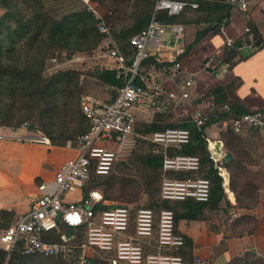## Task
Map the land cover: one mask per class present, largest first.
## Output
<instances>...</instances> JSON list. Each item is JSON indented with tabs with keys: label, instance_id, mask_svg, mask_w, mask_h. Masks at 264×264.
<instances>
[{
	"label": "built area",
	"instance_id": "2783aa9c",
	"mask_svg": "<svg viewBox=\"0 0 264 264\" xmlns=\"http://www.w3.org/2000/svg\"><path fill=\"white\" fill-rule=\"evenodd\" d=\"M91 13L95 27L103 35L102 46L113 66L107 69L123 73L124 84L111 88L115 92L112 101L79 98L82 115L89 122L87 132L74 139L77 155L64 163L51 180L36 186V194L28 211L16 222L0 231V250L8 256L16 252L24 256L43 258L60 257L70 264H183L182 257L173 254L183 245V237L175 232L174 214L169 209H161L155 223L153 211L140 208L131 217L128 207L115 206L101 209L106 205L100 190L87 189L91 174L106 176L111 169L129 159L138 140L159 147L154 154L162 155L160 199L162 201L206 202L209 199L210 183L207 179L175 180L168 178L167 171H198L200 162L196 156L170 155L169 149L179 150L192 141L187 129L167 128L164 131L142 134L135 130L136 117L133 107H141L154 114H169L177 106L191 98V90L196 87L194 75L181 79L180 64L175 62L170 76L173 88L156 81L141 72L143 61L149 51L158 53L169 43L174 46L184 35L181 24H163L157 19L159 12L167 17L179 15L186 7L196 9L199 0H154V7L146 28L130 38L132 53L129 64L116 48L102 14L88 0H81ZM230 7L241 11L248 8V0H222ZM166 35V36H165ZM227 41L226 45L231 46ZM176 54L180 50H175ZM175 61V56L170 57ZM219 60L209 59L207 68L214 69ZM218 113L224 117L218 116ZM200 137L206 143L208 158L213 169L223 179V187L228 193L229 175L223 166L222 144L207 136V122L217 133L232 131L235 134L245 129L264 128V109L253 110L234 116L229 105H222L215 114L196 110L189 116ZM0 126V140L35 142L49 144L40 133ZM219 142L221 153L215 146ZM67 142L66 146H70ZM80 192V197L69 201L68 195ZM132 222V231L130 225ZM154 225L156 234L153 235ZM83 227V231L79 229ZM60 238L59 241L51 240ZM210 260L193 259V264H210Z\"/></svg>",
	"mask_w": 264,
	"mask_h": 264
},
{
	"label": "trees",
	"instance_id": "16d2710c",
	"mask_svg": "<svg viewBox=\"0 0 264 264\" xmlns=\"http://www.w3.org/2000/svg\"><path fill=\"white\" fill-rule=\"evenodd\" d=\"M47 1L0 0V11L5 10L0 16V54L3 51H13L24 40L27 47L37 48L44 36L53 41L50 47L52 52L58 49L69 48V40L71 38L83 39L88 44L87 47L90 48H95L102 42L104 36L97 32L95 21L85 5L82 6L81 3L80 6L79 4L74 5L71 3L72 0H58L49 5L46 3ZM88 2L102 14L105 24L109 29L111 39L119 52L125 57L126 64L128 65L132 53L129 40L146 28L153 11L154 0H88ZM197 3L198 7L194 9L195 11L207 9L210 5L216 9L227 7V4L222 0H199ZM9 4L14 5L15 9L27 8L30 13H18L12 10ZM67 5L69 7L71 5L74 6H72L71 11L68 13H59L60 8ZM227 17L228 13L219 16L216 19L215 26H219ZM157 19L163 24L184 25L185 9L179 15L173 17H167L164 12H159ZM75 48L81 49L79 45H75ZM151 62H153L155 67L160 65L154 60ZM116 74L117 71L113 69L95 67L86 73L67 69L44 76L41 74L40 69L31 70L28 66H0V88H3L8 94L13 92L19 96L22 93L23 98H36L40 102L38 105L35 102L33 107L30 106L32 108L30 114H36L35 117L38 124L26 123L20 117L17 119L15 115L16 111H14V107L11 105L8 109H1L4 111L0 112V125H5V127L14 130L24 125L29 132L36 130L35 126L37 125L39 130L49 140L50 145L64 147L67 142L74 140L89 129V122L80 110V97L78 95L82 91L85 92L93 86H97L106 95L103 99L112 101L115 98V92L111 88H120L124 84L123 73L119 77H116ZM11 83H14L13 87L10 86ZM221 90L218 87L214 88L213 93L217 96V94L221 93ZM77 96L78 99L75 102ZM62 98L64 99L63 101ZM222 105L220 102L218 104L219 107L216 106L211 114L217 113V110ZM230 108L236 117L251 112L240 104H233ZM60 114H64L68 122L64 121L61 124L55 125L54 121L53 125H46L48 119L58 117ZM218 116L224 117L221 113H218ZM75 118L83 127L70 130L68 125H71ZM166 119H168V115L156 114L151 123L147 125H135V130L142 134L164 131L167 128L189 130L192 137L191 143L181 147L179 150L169 149V154L198 157L200 162L198 171H167L164 174L168 178L175 180L207 179L210 183L209 199L203 203L194 200L162 201L160 199V185L163 175L162 155L153 153V150L161 149L148 142L138 140L129 159L120 163L124 167H128V165L130 167L131 165V168L138 170L143 180V187L148 195L143 205L128 208L131 217L134 216V212L137 209H150L153 211L156 223L159 211L161 209H169L174 214L176 232V224L179 220L210 221L213 215H218L221 212L224 216L229 217L238 209L251 210L261 204L258 184L264 183V169H254L251 167L257 166L260 158L264 160V154L260 155L259 159L250 156L249 151L257 149V146L255 144L251 146L246 144L245 139L241 136L246 131L256 130L245 129L239 134H235L232 131L220 133L225 153L231 156L230 160L223 162V166L229 175L228 189L233 194L235 201V204L232 205L223 187L222 177L213 169L212 162L208 158L206 143L200 137L194 124L190 122L189 117H183L176 123H168ZM213 120L211 117V120L206 123L207 126L211 125ZM51 126L55 127L53 131L50 130ZM113 168L106 176H96L92 173L86 190L92 188L98 189L96 187L98 184H110L112 182L111 175ZM104 199L106 200V197ZM221 205L223 206L221 207ZM111 207H115V205L100 206L101 209ZM4 214V211H0V216ZM236 219L238 225L242 222V227L238 231H231V234L241 235L243 233H251L256 227V220L252 216L239 215ZM211 228L214 227L211 225ZM79 231L82 232L83 227ZM130 231H132V222ZM155 234L156 226L154 225L153 235ZM51 240L59 241L60 238L52 237ZM183 241V245L175 249L173 254L181 256L183 264H191V242L184 237ZM32 257L38 256H24L14 252L7 257L6 253L0 250V264H26L28 259ZM55 258L63 261L60 257L44 259ZM227 264H264V257H259L248 252L241 257L231 260Z\"/></svg>",
	"mask_w": 264,
	"mask_h": 264
},
{
	"label": "crops",
	"instance_id": "0c3cea01",
	"mask_svg": "<svg viewBox=\"0 0 264 264\" xmlns=\"http://www.w3.org/2000/svg\"><path fill=\"white\" fill-rule=\"evenodd\" d=\"M248 3L246 11L228 4L222 9L210 5L199 11L186 7L183 38L174 46L169 43L158 53L149 51L146 62L141 66L144 75L173 88L169 78L177 62L181 68L179 77L186 79L194 75L197 82L195 89L191 90L190 100L166 114V122L176 123L196 110L211 114L220 102L229 106L240 104L249 111L264 109V0H248ZM225 13L228 17L215 26L216 19ZM254 33L259 44L243 58L235 45L238 41L251 40ZM227 41L232 42L231 46L226 45ZM175 50L181 52L176 54ZM172 55L175 61L170 58ZM211 58L219 60L214 69L206 67ZM152 60L160 65L155 67ZM217 87L222 89V94L216 96L213 89ZM133 108L136 126L151 123L156 115L148 109ZM205 132L210 138L220 141L225 153L220 133L212 125L206 126ZM241 136L246 144L257 146V149L249 151V155L259 159L264 154V128L246 131ZM70 143V146L58 147L50 143L0 140V211L5 212L0 216V231L28 211L37 184L51 180L64 163L76 157V145L73 141ZM259 161L251 168L263 170L264 160L260 158ZM258 187L261 204L251 210L238 209L229 217L221 212L213 215L210 221L183 219L177 222L176 233L191 242V264L194 258L208 259L210 264H227L248 252L264 257V183H259ZM226 194L234 205L233 194L230 191ZM79 197L80 192L77 191L67 199L72 201ZM106 205L111 204L107 202ZM239 215H249L256 220L251 233L231 234V231L242 227V222L237 224Z\"/></svg>",
	"mask_w": 264,
	"mask_h": 264
},
{
	"label": "rangeland",
	"instance_id": "374dc122",
	"mask_svg": "<svg viewBox=\"0 0 264 264\" xmlns=\"http://www.w3.org/2000/svg\"><path fill=\"white\" fill-rule=\"evenodd\" d=\"M58 0H48L46 3L51 5L50 3H54ZM74 5L84 6V3L81 0H72L71 2ZM20 4V3H19ZM66 4V3H65ZM62 6L59 10V13H68L70 12L72 6ZM96 6V4H95ZM9 7L12 10H15L21 14H29L30 11L27 8H18L15 9V6L9 4ZM9 9V8H8ZM5 10L0 11V16ZM13 26V25H12ZM166 36V35H165ZM41 44L37 48L27 47L25 44V40L19 46L17 45L13 51L5 52L3 51L0 54V66H28L29 69H40L41 74L44 76L51 75L56 71L73 69L81 71L82 73L90 72L95 67L98 68H108L113 66L112 61L106 56V51L104 50L101 43H99L95 48L87 47L88 44L84 42L83 39L80 38H71L69 40V48L65 49H58L51 51L50 47L53 44L48 37H43L41 39ZM75 45H79L81 49L75 48ZM70 54V55H69ZM14 83H11L10 86L13 87ZM3 88H0V112L4 110L1 109H8L9 106L14 107V111H16V117H20L26 123L36 124L37 118L35 117L36 114H30L32 108L30 106H34L35 102L37 105L40 102L37 101L36 98L34 99H25L22 97V93L19 96L15 95L13 92L10 94H6ZM10 95V96H9ZM88 96L93 99H103L106 95L104 91L97 86H93L92 88L88 89L87 91H82L81 94L78 96ZM75 98V102H77ZM64 99L62 98V101ZM132 108V112H133ZM36 111V110H35ZM134 113V112H133ZM1 118V116H0ZM55 121V122H54ZM64 121L68 122V119L65 117L64 114H60L58 117L51 118L47 120L46 125H55L61 124ZM1 124V123H0ZM38 124V123H37ZM71 124V123H70ZM82 124H79L76 118L72 122L70 130L82 128ZM1 126V125H0ZM5 126V125H2ZM37 129L34 130L32 133H40L44 135V133L39 130L37 125L35 126ZM19 133H24L26 127L23 125L21 126ZM25 129V130H24ZM55 127L51 126L50 130L53 131ZM28 131V130H27ZM74 140H70L72 142ZM112 179L110 184H98L96 187L100 190L102 195L106 197V201L109 204H114L115 206H124V207H137L143 205L147 200V192L143 187V180L140 177V174L137 169L129 167H124L123 165L118 164L112 170ZM159 185V184H158ZM70 264V262L63 259H44L43 257H32L28 259L26 264Z\"/></svg>",
	"mask_w": 264,
	"mask_h": 264
},
{
	"label": "water",
	"instance_id": "95a60500",
	"mask_svg": "<svg viewBox=\"0 0 264 264\" xmlns=\"http://www.w3.org/2000/svg\"><path fill=\"white\" fill-rule=\"evenodd\" d=\"M256 33H254L251 36V40H244V41H238L236 43V48L239 50V53L241 54V56L243 58H246L247 56H249L253 50V48H256L259 44V41L255 38ZM194 139H196V137H194ZM217 152L221 153V150L219 149V142L216 143L215 146ZM223 157H222V161L226 162L228 160L231 159V156L227 153L222 152Z\"/></svg>",
	"mask_w": 264,
	"mask_h": 264
}]
</instances>
